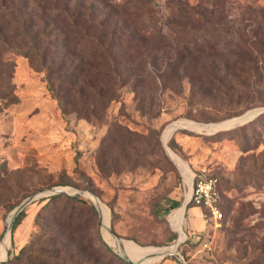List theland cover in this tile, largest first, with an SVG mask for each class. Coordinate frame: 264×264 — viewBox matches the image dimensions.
Wrapping results in <instances>:
<instances>
[{"label":"rangeland","instance_id":"obj_1","mask_svg":"<svg viewBox=\"0 0 264 264\" xmlns=\"http://www.w3.org/2000/svg\"><path fill=\"white\" fill-rule=\"evenodd\" d=\"M90 1L104 0L83 3L86 6ZM149 1L152 23L160 36L147 45L129 48L134 59L121 71L122 82H113L118 87L117 99L96 120L61 112L30 58L18 55L0 62V242L8 235L6 262L37 236L34 217L42 200L51 197L48 193L53 189L67 188L87 193L89 196L78 197L93 207L88 197L98 200L108 213L110 235L140 248L117 250L106 244L103 218L94 207L93 222L80 234L96 252H92L94 256L112 255L128 264H264V120L244 135L232 133L214 140L178 130L171 136L175 151L167 145L170 137L162 140L167 128L182 122L194 124L185 128L199 132L200 125L224 122L261 108L264 53L256 55L252 80L256 95L250 87L246 96L235 88L225 92L221 79L227 72L239 76L240 71L232 67L213 75L212 65L242 47L243 29L246 42H257L264 52V0H176L192 12L196 32L203 33L214 23L218 27L207 34L214 40L213 54L193 56L191 65L182 62L171 74L177 44L187 37L169 26L174 15L171 0ZM70 2L60 1L66 6ZM23 3L29 4L28 0H5L11 14L0 12V49L12 54L25 46L16 24ZM200 9L203 18L196 16ZM41 11L31 7V19L44 21ZM103 15L105 10L94 19ZM33 26L37 28L36 21ZM197 35L192 38L200 45ZM156 38L160 43L152 45ZM152 48L157 52L155 64L147 58L154 52ZM195 175L216 180L215 207L220 218L214 219L208 209L190 201L179 220L185 238L176 252L163 259L142 253L170 248L180 237L174 214L187 200ZM31 197L34 200L22 210L23 220L11 232L17 216L10 224L12 213ZM174 202L179 203L176 210L154 216L155 206L169 207ZM4 259L0 258V264ZM98 264L106 263L101 260Z\"/></svg>","mask_w":264,"mask_h":264},{"label":"trees","instance_id":"obj_2","mask_svg":"<svg viewBox=\"0 0 264 264\" xmlns=\"http://www.w3.org/2000/svg\"><path fill=\"white\" fill-rule=\"evenodd\" d=\"M60 1L28 0L29 4L19 5L16 24L20 36L25 40V46L14 50V54L10 50L0 49V62L7 63L10 57L18 55L30 58L36 73L43 75L47 91L56 100L60 111L93 121L102 117L117 99L118 87H114L113 82H122L121 71L126 70L129 62L134 59L129 48L139 44L147 45L160 33L152 23L153 8L149 0L90 1L86 6L83 0H71L69 6L62 5ZM211 1L214 3V0ZM169 5L174 13L172 22H169L170 28L187 37L180 45L177 44L174 60L169 66L171 74L182 62L191 65L190 59L193 56L206 52L213 54V49H216L214 40L211 41V36L207 34L217 24L214 23L211 28L208 26L210 31L206 28L203 33L196 32L193 28V14L188 11V7L184 3L182 7L177 5L176 0H171ZM28 6L40 13L42 9L45 20H32L34 14ZM104 10L106 15L95 20L94 17L97 14L101 16ZM10 11L5 0H0V12L4 14ZM81 11L84 13L80 14ZM203 13L204 10L200 9L196 16L203 18ZM33 21L37 22V28H34ZM200 23L208 24L205 21ZM244 33V29L240 31L244 39L242 47L236 53H226V59L212 65V71H215L214 75L223 69L227 71L237 67L240 75H228L227 72L221 79L224 81L221 88L225 92L232 88L243 90L242 94L246 96L250 87L256 95L257 89L252 88L256 55L264 52L263 48L257 47V42L247 43ZM195 34H199L200 45H196L192 38ZM158 41L156 38L152 45L160 43ZM152 49L154 52H149L147 58L155 64L157 52L155 48ZM213 75L210 78L215 81ZM263 106L264 101L258 103V107ZM262 120L264 114L244 126L217 132L208 138L214 140L232 133L244 135ZM172 140L167 145L175 151ZM42 202L43 205L34 217L37 236L3 264H98L101 260L106 264H128L112 255L94 256V251L85 243H89L88 240L80 236L94 220L96 212L92 205L78 196L66 197L62 194L45 198ZM178 207L179 203L176 202L164 208L157 205L153 213L156 217L161 211L171 212ZM23 218L24 213L21 211L12 223L11 232L20 225ZM261 250L264 252V246H261ZM105 251L108 252V249Z\"/></svg>","mask_w":264,"mask_h":264},{"label":"bare ground","instance_id":"obj_3","mask_svg":"<svg viewBox=\"0 0 264 264\" xmlns=\"http://www.w3.org/2000/svg\"><path fill=\"white\" fill-rule=\"evenodd\" d=\"M188 126L195 127L194 124H188L186 122H182V123L178 124L176 127L185 128V127H188ZM200 126H201L200 131H202V128L204 126L203 125H200ZM176 127L175 126H170L169 128H167L165 130V132L163 133L162 140L164 141L167 138L171 137L172 134L174 133V130L176 129ZM186 129H191V128H186ZM191 130H193V129H191ZM169 153H170L169 154L170 157L175 161L174 157H172V153L171 152H169ZM175 163L178 165V163L176 161H175ZM186 169L188 170V168H186ZM190 180H191V174L189 176V186L188 187H190ZM67 191H69V190H67ZM88 198L95 205V207H98L99 208V212H100L101 218H103V220H102L103 221L102 222V229H103V234H104V241L106 242V244H108L111 248L117 249V250L128 249V248L140 249L135 244H130V243L125 242V241H117L116 239H114L110 235V231H109V227H108V213L106 212L105 207L98 200H96V199H94L92 197H88ZM184 211H185L184 208L181 207L174 214V228H176V230L178 231L180 237L182 236V240H180V237L178 235L179 238L175 241V243L172 245V247H170V248H162V249H159V250L158 249H148V250L145 249L142 253H144L146 255L156 256L157 258H162V257L164 258L167 255L174 254V252H176L177 246L180 243H182L183 239L185 238L184 234L181 233L180 230H179V220L182 218ZM7 240H8V235H5L4 238H3V240H2V242L0 243V258H2V257L5 256V259L3 261H5L6 258H7V252L5 253V245L7 243ZM3 261H1V262H3ZM138 263H140V262H138ZM142 264H144V263H142Z\"/></svg>","mask_w":264,"mask_h":264},{"label":"water","instance_id":"obj_4","mask_svg":"<svg viewBox=\"0 0 264 264\" xmlns=\"http://www.w3.org/2000/svg\"><path fill=\"white\" fill-rule=\"evenodd\" d=\"M262 114H264V107H261V108L252 110V111L247 112L246 114H244L242 116H239L237 118H233V119H230V120H227V121H224V122H220V123H216V124H204L203 125L204 127L202 128V131H200V132H194L193 130H189V129L182 128V127H176V129L174 130V132H176L178 130H187L189 132H193V133H196V134H203V135H206V136H211V135H213V134H215L217 132L228 131V130L234 129L236 127L244 126L245 124L253 121L254 119H256L258 116H260ZM173 124H175V123H173ZM67 190H69V191H67ZM190 190H191V188H190ZM60 194H64L66 196H71V197L72 196L73 197L74 196H82V195L89 196L87 193L77 192V191H74V190H71V189H67V188H57V189H53V190H51L50 193H48L49 196L60 195ZM33 200H34L33 197L28 198L23 203H21L18 206V208H16V210H14V212L11 215L10 224L12 223L13 218L16 215H18L24 209V207L27 206L29 203H31ZM189 202H190V198L188 196L187 200L183 203V205L181 207H183L184 210H185V208H186V206H187V204ZM94 207H95V205H94ZM4 262H6V260L3 261L2 263H4ZM130 264H132V263H130Z\"/></svg>","mask_w":264,"mask_h":264},{"label":"built area","instance_id":"obj_5","mask_svg":"<svg viewBox=\"0 0 264 264\" xmlns=\"http://www.w3.org/2000/svg\"><path fill=\"white\" fill-rule=\"evenodd\" d=\"M192 179H194V182L192 189L189 191L190 201L195 206L208 209L214 219H219L220 214L215 207L217 203L215 193L216 180L205 175H195Z\"/></svg>","mask_w":264,"mask_h":264}]
</instances>
